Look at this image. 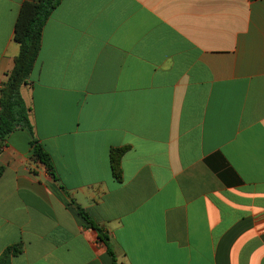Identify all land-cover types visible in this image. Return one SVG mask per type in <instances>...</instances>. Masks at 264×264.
Wrapping results in <instances>:
<instances>
[{"label":"crops","instance_id":"1","mask_svg":"<svg viewBox=\"0 0 264 264\" xmlns=\"http://www.w3.org/2000/svg\"><path fill=\"white\" fill-rule=\"evenodd\" d=\"M0 0V86L22 5ZM0 153L11 264H264V0H63ZM113 149H125L121 179Z\"/></svg>","mask_w":264,"mask_h":264},{"label":"trees","instance_id":"2","mask_svg":"<svg viewBox=\"0 0 264 264\" xmlns=\"http://www.w3.org/2000/svg\"><path fill=\"white\" fill-rule=\"evenodd\" d=\"M63 0H40L25 2L20 10L15 26V42L19 44V55L15 66L7 74V79L0 86V153L6 145L8 136L16 130H27L32 135L33 160L44 165L53 175L54 165L49 153L36 139L31 123V109L27 106L22 88L27 85L39 58L45 25ZM125 149H113L112 168L117 179H121L120 160ZM0 169V176L2 174ZM79 214L98 232L99 238L108 246L113 264H118L117 257L109 243L104 229L97 225L90 215L77 206ZM20 252L19 246L8 247L0 256V264H11L12 258Z\"/></svg>","mask_w":264,"mask_h":264}]
</instances>
